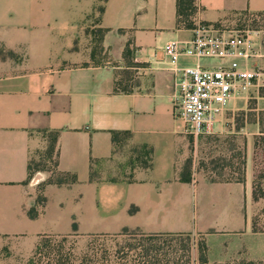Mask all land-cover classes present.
Listing matches in <instances>:
<instances>
[{
    "label": "crops",
    "instance_id": "crops-1",
    "mask_svg": "<svg viewBox=\"0 0 264 264\" xmlns=\"http://www.w3.org/2000/svg\"><path fill=\"white\" fill-rule=\"evenodd\" d=\"M97 2L82 0L79 15L73 17L66 5L0 1V213L10 218L22 213L38 223L58 196L75 204L77 211L67 221L72 224L127 212L145 232L204 235L209 264L264 263V238L253 233L252 163L257 140L264 136V30L250 25L264 16V0H195L192 28L178 24L177 0H105L104 12L91 28L109 30L103 47L117 67L91 64L90 50L83 56L91 41L88 19ZM200 23L244 27L258 53L241 61V68L260 70L262 78L248 93L232 97L213 134L247 140L244 183L199 177L193 183L179 182L186 137L174 116L179 78L165 47L190 41ZM196 64L195 58L183 55L178 67ZM121 71L135 72L128 89L122 88L128 82ZM51 132H59L56 171L75 175L78 182L46 186V205L31 220L28 212L38 198L34 185L51 176L37 175L27 183L28 168L37 150L48 144L42 134ZM113 132H130L134 145L151 147L153 167L135 171L132 182H91V166L115 157ZM132 207L137 211L130 214Z\"/></svg>",
    "mask_w": 264,
    "mask_h": 264
},
{
    "label": "rangeland",
    "instance_id": "rangeland-1",
    "mask_svg": "<svg viewBox=\"0 0 264 264\" xmlns=\"http://www.w3.org/2000/svg\"><path fill=\"white\" fill-rule=\"evenodd\" d=\"M3 1V0H0ZM16 2L25 3L28 0H14ZM35 4H44L45 2H52L54 6L66 5L70 15L76 17L79 15L82 8V0H30ZM105 0H98L97 6L94 12L88 19L87 23V35L97 30L91 27L98 22L100 18V11L103 8ZM60 4V5H56ZM252 29L264 30V16L254 23H251ZM241 30L244 27H240ZM91 41L87 44V47L83 48V56H86L90 50L92 52V36ZM87 52V53H86ZM97 61L101 64L109 61V57L105 52H98ZM93 62L91 61V64ZM88 64L86 62L80 63V65ZM90 64V63H89ZM123 79L128 83L124 89H128L131 84L135 83L136 75L134 71H121ZM42 139H47L49 142V133L42 134ZM186 145L183 147L182 156L180 155V168L186 164L188 160L192 161V171L196 174V177L205 178L211 182H233L241 178L242 162H246L245 174L248 164L247 153V140L242 136H229V137H217V136H205L198 140L185 135ZM264 138V137H261ZM122 141L116 148L115 157L109 161L102 163L95 167V173L102 182L111 181H125L132 180L135 171L141 169L143 165V158H140V154L143 150L140 146H136L131 140L125 137L121 138ZM264 143V139L261 140ZM257 152H253V186L255 213H254V230L257 238H264V144ZM49 144H44L34 154V164L40 169L39 172L33 173V177L30 181L33 182L37 175H50L56 174V154L50 156L48 153ZM184 152V153H183ZM36 166V167H37ZM41 176V177H42ZM38 181L40 177H38ZM52 177H42V180L34 185L35 193L37 196H42L43 188ZM54 179L56 177H53ZM36 181V180H35ZM37 181V182H38ZM53 200V201H52ZM51 200V204L47 210L45 219L38 223L31 222L28 217L22 213H19L12 218L5 214L0 213V264H27L30 257L33 255L35 246L39 240V234H54L55 233H72L73 224L67 222L71 216V212L77 211L75 204L64 198L55 196ZM53 202V204H52ZM58 203V204H57ZM57 204V205H56ZM60 204V205H59ZM102 210V209H100ZM134 210V209H132ZM57 213V214H55ZM76 216L79 217V214ZM59 217L58 219H56ZM80 222V223H79ZM79 233H110L121 230V226L137 227V218L130 217L127 212H120L117 215H105L99 214L96 219H81L78 220ZM64 235V234H62ZM194 243L198 244L206 237L204 235H192ZM218 239L220 237H217ZM229 238V237H228ZM233 239H240V236L233 235ZM82 245L84 238L79 239ZM196 264H199L198 262ZM235 264H251L247 262H236ZM252 264H264V263H252Z\"/></svg>",
    "mask_w": 264,
    "mask_h": 264
},
{
    "label": "trees",
    "instance_id": "trees-1",
    "mask_svg": "<svg viewBox=\"0 0 264 264\" xmlns=\"http://www.w3.org/2000/svg\"><path fill=\"white\" fill-rule=\"evenodd\" d=\"M195 0H177V22L179 25H185L188 28L193 27L191 18L196 13ZM102 8L100 13L102 14ZM108 29H97L90 33L92 36V52L91 59L95 65H99L97 61L98 52H105L103 47V39ZM107 54V53H106ZM108 55V54H107ZM109 57V56H108ZM112 67H117L118 64L111 60L107 61ZM105 64V63H104ZM128 65H131L129 63ZM84 66H88L85 64ZM132 67V66H131ZM121 86V84L119 85ZM49 139L48 153L50 156L57 152V141L59 132H51ZM113 142L115 146L121 143L122 137L131 140L130 132H113ZM264 137V136H261ZM258 138L257 148L262 145L264 138ZM264 144V143H263ZM143 152L140 158H143L141 169H151L153 167V149L149 146H140ZM34 158L29 164V178L27 183H30L33 173L40 171L38 166L34 164ZM100 162H96V166H91V182H102L96 176L95 167ZM57 166V162H56ZM245 166L246 162H242L241 178L235 180L238 183L245 182ZM51 176L43 188V191L48 185H72L78 182L75 175L67 173H58ZM53 177H56L55 179ZM196 179V174L192 171V161L188 160L183 168L179 171V182L193 183ZM133 181L132 180L129 182ZM119 181H111L117 183ZM215 183V181H213ZM46 198L39 196L37 204L28 212L31 220H36L42 213ZM134 209V210H132ZM137 211L136 207H132L129 211L133 214ZM73 232L65 235L41 234L38 235V242L35 246L33 255L28 260L27 264H209L208 262V246L202 240L198 244L194 243L189 233H149L139 228L124 227L118 233H79L77 223H73ZM80 238H84L85 242L81 245Z\"/></svg>",
    "mask_w": 264,
    "mask_h": 264
},
{
    "label": "built area",
    "instance_id": "built-area-1",
    "mask_svg": "<svg viewBox=\"0 0 264 264\" xmlns=\"http://www.w3.org/2000/svg\"><path fill=\"white\" fill-rule=\"evenodd\" d=\"M251 34L248 30L200 23L190 41H172L165 47L172 71L179 78L174 116L184 135L196 140L213 135L232 97L248 93L255 81L262 78L260 70L241 68V61L258 55ZM183 55L195 58L198 64L179 68ZM203 60L220 64L206 67L200 63Z\"/></svg>",
    "mask_w": 264,
    "mask_h": 264
},
{
    "label": "bare ground",
    "instance_id": "bare-ground-1",
    "mask_svg": "<svg viewBox=\"0 0 264 264\" xmlns=\"http://www.w3.org/2000/svg\"><path fill=\"white\" fill-rule=\"evenodd\" d=\"M38 179H39V178L36 179L35 183H37Z\"/></svg>",
    "mask_w": 264,
    "mask_h": 264
}]
</instances>
